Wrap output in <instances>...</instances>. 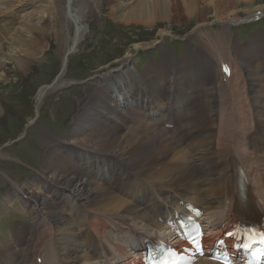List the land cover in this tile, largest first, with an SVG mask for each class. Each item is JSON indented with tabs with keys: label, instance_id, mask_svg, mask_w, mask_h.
<instances>
[{
	"label": "bare ground",
	"instance_id": "obj_1",
	"mask_svg": "<svg viewBox=\"0 0 264 264\" xmlns=\"http://www.w3.org/2000/svg\"><path fill=\"white\" fill-rule=\"evenodd\" d=\"M104 1L115 24L127 27L150 29L156 24L170 25L173 18H193L196 23L191 33H196V38L201 36L210 52H205L201 43L184 39L185 52L179 60L161 47L160 59L151 58L145 67L138 68L133 52L153 48L171 36L168 28L159 29L152 43L133 44L131 51L116 57V68L95 76L97 88L85 91L63 136L56 137L43 127L50 136L45 134L48 149L41 161L42 172L30 175L22 184L14 183L17 190L2 199L7 205L18 199L21 204L32 202L31 235L35 236L29 239L39 243L37 253L47 244L55 249V254L44 250L42 262L35 264H51L56 258L63 264H98L97 259L104 256L124 257L136 241L164 231L157 222L159 204L172 201L174 196L203 208L202 220L212 223L211 229L236 220L237 205L250 214L264 209L256 205L264 204V33L252 35L246 43L224 34L226 46L214 30V25L228 29L238 22L264 17V3L102 0L101 4ZM35 2H41L42 17L54 24L50 25L51 33L60 36L69 25L80 43L86 30L83 6L89 0H64L62 7L61 0H37L31 5ZM9 6L13 7L11 0H0V47L22 36L25 47L15 53V60L18 69H28L24 61L45 51L37 44L44 35L40 33L33 41L31 31L22 32L20 15L25 7L11 11ZM209 11L211 19L206 14ZM38 12L35 9L32 18ZM34 26L33 22L30 29ZM69 49L65 60L75 50ZM223 63L231 66L230 77L221 73ZM7 64L8 60L0 58V80L8 75ZM181 65L184 73L194 67L195 74L189 82L183 81L181 96H176L171 86L178 85L173 76ZM152 70L165 74L153 87L151 78L146 77ZM61 75L38 90L37 111L46 92L70 83ZM96 99L106 103L107 112L100 111L102 107L95 112L88 109L90 101ZM203 101L205 105H201ZM172 123L173 131L165 129ZM30 129L31 123L24 127V135ZM239 170L247 173L248 185L241 193L243 200L236 203V195H228L229 178H236ZM4 211L0 207L1 214ZM5 249L0 251V264H10L2 259ZM194 264L216 263L201 258Z\"/></svg>",
	"mask_w": 264,
	"mask_h": 264
},
{
	"label": "rangeland",
	"instance_id": "obj_2",
	"mask_svg": "<svg viewBox=\"0 0 264 264\" xmlns=\"http://www.w3.org/2000/svg\"><path fill=\"white\" fill-rule=\"evenodd\" d=\"M34 1L37 0H11L13 7L9 6V9L11 8L10 10L12 11L13 8L15 10L22 6L25 7V10L20 15L23 21L21 30L28 34L31 31L33 41L42 33L44 37L40 36L37 39V44H42L45 51L29 62L24 61L28 65V69H18L15 53H19V49H24V43L20 40L23 37L20 36V39L11 38L10 41H6V44L0 47V53H6V56L0 55V58L1 60H8L7 67L9 69L6 79L0 80V153L3 155V157H0V207L5 209L4 215L0 212V251L6 248L7 253L3 251V255H9V257L5 256L2 259H7L10 264H35L42 262V252L44 250L49 254H55V249L52 245L48 246L49 244L45 245L37 253L40 248L39 243L36 244L35 239H29L35 236V234L31 235L33 232L31 230L32 202L27 205L21 204L19 202L21 200L18 199L19 201L13 200L7 205L2 200L12 192L11 190H17L13 186L14 183H23L30 175L36 174L37 176L42 172L41 161L48 149L44 143L46 140L45 134L50 136L47 131H44L43 127L56 137L63 136L67 131L69 121L78 111L81 100L86 96V92H89V88H97L98 85L94 82L96 80L95 76L116 68V57L131 51L133 44L135 45L137 42L138 44L152 43L158 38L156 31L159 29L168 28L172 37H165L159 45L153 48L133 52L134 62L138 68L145 67L151 58L160 59L161 47L172 51L173 56L179 60L185 52L182 41L185 37L192 41L195 40L197 45L201 43L203 50L210 52L209 45L205 44L201 36L198 35V38H196V33H191L192 26L194 27L196 23L193 18L189 19L184 16L179 19L173 18L170 25L156 24L150 29L143 26L127 27L117 23L116 25L109 14L108 6L105 4L107 2L104 1L101 4L102 0H89L88 5L83 6V26H86V30L78 44V36L74 32V28L69 25L63 29L62 35L64 37L57 34L55 36L51 33L52 26L50 25L54 26V24L47 22L42 17L41 2H35L33 6L31 5ZM63 1L61 0L59 3L60 7H62ZM254 3L259 5L264 3V1L254 0ZM35 9H38L39 12L32 18V12ZM206 14L208 19H211L209 18L211 11L206 12ZM261 18L263 17H259L256 20L241 21L228 29H222L214 25V30L220 33L219 36L224 45H226L227 40L225 36H231L236 42L246 43L252 35L264 33V20ZM258 19L260 21L253 24H244L257 21ZM33 22L35 26L30 29V25ZM210 27L212 28V26ZM224 34L226 35L223 36ZM16 36H18V33H16ZM74 36L77 37L73 40ZM74 41L77 43L73 44ZM77 45L78 47L76 48L75 46ZM193 47H196L195 43ZM72 48L75 49L73 51L74 54L72 53L68 60H65L66 51L69 49L72 52ZM234 57L237 58L238 56ZM9 58L11 59L9 60ZM65 63L66 69L63 71ZM181 66V69L175 72L176 76H173L175 84L178 85L176 87L171 86L176 96H181V91L179 90H182L183 85L189 82L195 74L194 67L193 69L189 68L188 73H184L185 68H183V65ZM172 68H175V65ZM197 73L199 74L200 71H197ZM59 75L62 76V80L70 81V83L54 92H46L41 104L40 102L38 103V106L39 104L40 106L37 111L35 104L38 90L50 83H54ZM164 75L152 70L146 77L151 78L152 83H150V86L153 87L152 85L155 81L162 82L161 79ZM185 76L188 77L186 78ZM177 77L181 78L177 81ZM140 89L142 88L140 87ZM205 102H201V105H205ZM103 103L105 102L99 99L92 100L88 109L95 112L96 109L102 107L103 109L100 111L107 112ZM197 122L200 123L198 117ZM29 123H31V129L25 132L24 135V127ZM20 136L21 138H19ZM100 184H103V182H100ZM21 188L23 187L21 186ZM18 192L22 191L19 190ZM31 200L33 201V199ZM17 210H20V212ZM23 243L24 245H22ZM3 246L4 248H2ZM7 248L9 251H7ZM38 254H40V257L37 256ZM51 264H63V262H58L56 258Z\"/></svg>",
	"mask_w": 264,
	"mask_h": 264
},
{
	"label": "snow or ice",
	"instance_id": "obj_3",
	"mask_svg": "<svg viewBox=\"0 0 264 264\" xmlns=\"http://www.w3.org/2000/svg\"><path fill=\"white\" fill-rule=\"evenodd\" d=\"M261 241L264 242V236L261 237Z\"/></svg>",
	"mask_w": 264,
	"mask_h": 264
}]
</instances>
